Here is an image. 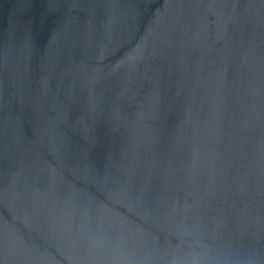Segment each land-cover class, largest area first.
I'll use <instances>...</instances> for the list:
<instances>
[{
  "label": "water",
  "instance_id": "water-1",
  "mask_svg": "<svg viewBox=\"0 0 264 264\" xmlns=\"http://www.w3.org/2000/svg\"><path fill=\"white\" fill-rule=\"evenodd\" d=\"M0 264H264V0H0Z\"/></svg>",
  "mask_w": 264,
  "mask_h": 264
}]
</instances>
